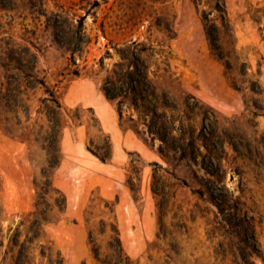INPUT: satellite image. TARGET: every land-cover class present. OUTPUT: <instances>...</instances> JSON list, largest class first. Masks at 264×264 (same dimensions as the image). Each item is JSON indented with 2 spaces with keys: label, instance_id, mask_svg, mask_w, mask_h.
Wrapping results in <instances>:
<instances>
[{
  "label": "rangeland",
  "instance_id": "374dc122",
  "mask_svg": "<svg viewBox=\"0 0 264 264\" xmlns=\"http://www.w3.org/2000/svg\"><path fill=\"white\" fill-rule=\"evenodd\" d=\"M220 1L46 0V16L54 12L75 25L82 17L90 37L83 53L75 54L80 75L67 77L58 87L66 122L58 141L61 159L49 175L67 196V206L45 230L66 264H98L86 219L108 218L101 199L114 203L131 264H264V0H224L230 25L221 20ZM16 6L0 11V39L29 44L44 70L41 76L55 85V74L71 62V54L53 43L45 16L39 22ZM205 24L219 38L212 46ZM132 42L131 50L150 71L161 74L158 93L166 92L179 105L175 114L184 117L183 102L192 96L193 112L186 111L184 125L195 136L206 125L223 182L195 164L197 177L185 167L167 165L158 151L161 141L149 136L136 110L125 102L120 116L118 101H109L101 90L107 71L121 62L120 53ZM235 48L251 65L246 75L240 74L242 60L227 70L211 54L212 49L233 54ZM170 75L174 83L167 79ZM30 97L35 135L20 141L0 129V218L6 231L34 210L36 184L45 182L41 173L51 135L47 118L37 112L42 89ZM96 153L109 159L102 161ZM204 162L209 166V159ZM215 197L233 206L231 212L221 215L211 203ZM98 241L105 252L106 239Z\"/></svg>",
  "mask_w": 264,
  "mask_h": 264
},
{
  "label": "trees",
  "instance_id": "16d2710c",
  "mask_svg": "<svg viewBox=\"0 0 264 264\" xmlns=\"http://www.w3.org/2000/svg\"><path fill=\"white\" fill-rule=\"evenodd\" d=\"M45 3L46 0H0V11L16 10V5L20 4L39 22L41 16H45L47 18L46 30L52 35L53 43L59 49L71 54V62H68L66 67L55 74L56 83L50 86L46 74L41 76L44 70L39 69V57L29 44L20 45L12 38L0 39V129L20 141L28 140L31 134L35 135L32 125L29 123L31 120L30 94L42 89L44 97L39 99L40 107L37 112L47 118L51 135L49 144L47 143L48 145L45 146L49 158L41 173L45 182L42 185L36 184L38 196L34 210L24 214L15 226H10L7 231L4 230L0 218V264H66L61 250L57 249L55 243L48 238L45 230V225L55 222L57 220L55 215L64 212L67 206V196L53 186L51 175H49L61 159L58 141L64 122H66L62 112V103L59 100L58 87L67 77L80 75L75 54L83 53L90 42V37L85 33L82 17L75 25L68 17L63 18L65 20L61 18V20L62 16L54 12H51L50 16H46ZM220 4L221 20L230 25L224 0H221ZM97 5H99L98 1H94V6ZM66 25H69L70 30L64 32L63 29ZM204 26L210 45L216 44L219 38L212 36L207 25ZM29 42L36 47L32 41L29 40ZM133 45L135 42L130 43L128 50H123L124 52L120 53L121 62L116 63L114 68L107 71L101 90L109 101H118L117 109L120 116H122V105L125 102H128L136 110L149 136L161 141L158 151L167 165L174 169L185 167L188 172L197 177V173L192 167L195 164L205 174L214 177L216 182H223L218 178L221 168L216 165V162L214 163L212 158L216 150L213 149L214 145L208 143L206 125L203 123L196 136L193 130H189V126L184 125V118L187 119L186 111L193 112L189 102V97L192 98V96L188 95V101L183 102L184 117L175 114L174 111L179 105L170 102L171 99L168 98L166 92L158 93L160 89L158 79L161 74L157 70L150 71V66L145 64V61L135 50H131ZM211 54L222 62L227 70L233 68L234 61L239 63L238 60H242L239 63L240 67H244L242 73L240 72L241 75H246L251 67L247 58L241 59L238 56L236 48L233 54H225L213 49ZM73 66L77 67L72 68ZM150 74L153 78L150 77ZM167 79L171 83L176 81L172 75ZM255 115L258 114L255 113ZM198 143L204 147L208 155H211V158L203 155ZM106 146L110 150L109 141L106 142ZM96 155L102 161L109 159L106 155L97 153ZM199 156L203 158L201 163L198 162ZM205 159L210 160L209 166L204 164ZM156 165L162 171L178 178L173 171L170 172L167 168L161 167L159 164ZM154 173L156 175V172ZM185 181L182 183L187 185ZM153 187L154 194L161 199V194L155 190V183H153ZM199 193L201 196L205 195V191L202 189L199 190ZM211 195L217 196L212 191ZM101 200H103L106 209L104 214L109 215L108 218H100L97 222H90V219H86L91 255L98 264H131L120 239V230L113 208L114 203ZM222 201L224 200L215 197L211 203L215 205L221 215L225 216L231 212L230 208L232 209L233 206L230 207L228 203L224 205ZM158 206L160 209V203ZM225 222H228L227 219ZM98 237L106 239L105 252ZM251 254L256 255L254 251Z\"/></svg>",
  "mask_w": 264,
  "mask_h": 264
}]
</instances>
